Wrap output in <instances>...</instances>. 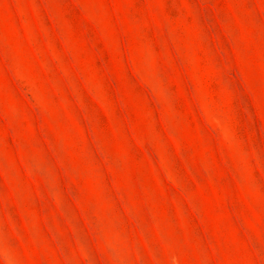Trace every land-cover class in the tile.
I'll list each match as a JSON object with an SVG mask.
<instances>
[{"label":"rangeland","instance_id":"374dc122","mask_svg":"<svg viewBox=\"0 0 264 264\" xmlns=\"http://www.w3.org/2000/svg\"><path fill=\"white\" fill-rule=\"evenodd\" d=\"M0 264H264V0H0Z\"/></svg>","mask_w":264,"mask_h":264}]
</instances>
